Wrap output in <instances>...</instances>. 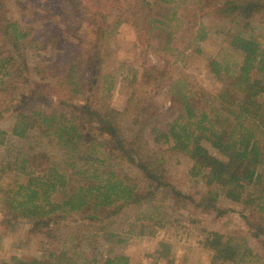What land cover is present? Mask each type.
<instances>
[{
    "label": "trees",
    "instance_id": "obj_1",
    "mask_svg": "<svg viewBox=\"0 0 264 264\" xmlns=\"http://www.w3.org/2000/svg\"><path fill=\"white\" fill-rule=\"evenodd\" d=\"M61 1L81 15L91 10L93 14L86 18L95 26L96 37L93 54L84 64H53L57 78L54 101L28 75L24 45L30 39L31 27L9 19L8 0H0V37L5 51H0V86L6 85L4 90L26 89L24 95L11 99L6 107L13 123L10 134L0 129V147L7 145L8 136L29 145L23 157L14 161L18 163L16 169H10L22 174L25 184L20 185L22 199H13L5 219L16 220L21 216L31 221L32 230L43 238L53 244L61 243L59 252H47L49 264H128L123 255L106 256L101 261L95 254L90 259L84 258L83 239L123 245L130 237H153L165 225V202L193 203L168 180L165 162L152 161L149 143L142 132L147 125L153 143L187 157L191 176L199 177L207 187L216 188L194 202L196 208L216 211L219 195L253 207L259 216L257 224L252 225L253 236L255 239L264 236V181L260 182L258 174L264 168V38L252 22L259 13L264 14V0L225 3L223 12L228 16L230 28L224 34V42L240 56V61L230 63L220 55L208 61L209 73L221 83L216 95L194 89L183 78L174 79L166 68L146 69L149 95L166 89L179 113L161 129L153 101H139L132 107V127L127 136L122 124L128 112L115 110L108 104L113 91L112 78L102 70L105 55L101 47L108 34L107 16L118 9L137 34L146 38V46L160 31L159 37H155L163 38L158 50L182 60L185 51L180 49L182 43L175 36L179 25L174 23L178 7L174 0H107L105 4L86 0V5L83 0ZM198 3L194 17L200 16ZM154 5L170 7L164 12H153ZM206 38L207 30L200 26L190 44ZM194 52L200 51L197 48ZM4 77L8 78L6 83ZM50 104L52 107L48 109L46 105ZM89 129L95 131V138L87 137ZM35 130L38 131L34 140L41 148L37 154L29 141ZM205 144L225 160L211 155ZM52 146L61 154L58 162L46 150ZM34 162H40L41 167L33 169ZM120 165L141 173L146 186L140 187ZM252 182L260 184L253 194L246 191V183ZM199 243L213 252L218 264H264L241 238L206 232ZM44 262L30 259L28 264Z\"/></svg>",
    "mask_w": 264,
    "mask_h": 264
},
{
    "label": "rangeland",
    "instance_id": "obj_2",
    "mask_svg": "<svg viewBox=\"0 0 264 264\" xmlns=\"http://www.w3.org/2000/svg\"><path fill=\"white\" fill-rule=\"evenodd\" d=\"M86 5V0H83ZM201 9L200 16L194 17L193 10L196 2ZM229 0H174L177 5L175 36L183 44L184 58L175 59L169 53L158 50L160 38L149 39L139 36L132 24L127 22L118 9L107 16V36L102 42L101 52L104 53L102 70L111 76L113 91L108 104L115 110L126 111L122 130L124 136L129 135L132 127V107L139 101L149 99L155 105L157 125L163 129L165 125L179 113V107L170 102L166 89L160 88L149 95L151 87L146 84L144 71L149 67L166 68L173 78H183L191 87L207 95H216L221 87L220 81L215 80L209 73L208 61L220 55L230 63L239 62L240 56L232 51L224 42V34L230 28L228 16L223 12L225 3ZM93 2L106 3L107 0H93ZM153 6V12L167 11L170 6ZM174 6V4L172 5ZM171 6V7H172ZM89 7V6H88ZM7 16L21 24L31 27V36L25 41L28 75L39 87L49 92L54 100V89L57 78L54 77L53 64L78 63L84 64L93 54L95 42V26L90 24L88 14L90 9L81 15L77 9L69 8L61 0H8ZM87 15V16H84ZM100 23V20L97 18ZM253 25L264 38V14L259 13L252 19ZM252 25V26H253ZM97 27L99 25H96ZM203 26L207 30V38L202 42L190 44L195 31ZM187 28L184 33L183 29ZM94 28V29H93ZM159 37V36H157ZM148 39V38H147ZM264 41V39H263ZM108 48V49H107ZM199 49V53L194 49ZM107 49V50H106ZM0 51L4 52L2 37H0ZM4 83L8 78H3ZM0 86V129L10 134L13 117L6 107L11 99L18 98L26 92L19 87L15 90ZM55 101V100H54ZM51 109V104L46 105ZM38 130L30 134V145L41 151L34 140ZM143 138L148 141L150 157L158 164L164 161V168L168 180L175 189L184 196L197 203L207 192H215L214 186L207 187L199 177L190 174V160L182 155L168 151L165 146L153 143V134L149 126L142 129ZM95 131L89 129L87 137L95 138ZM34 140V141H33ZM28 143L7 137V145L0 147V264H28L30 259L47 262V252L57 253L60 244H53L43 238L37 231L32 230L31 221L21 216L16 220L8 221L5 213L8 205L22 199L23 192L20 185L25 180L22 174L10 170L16 169L14 161L21 159L28 151ZM208 152L220 160H225L209 144L204 145ZM47 151L55 161L61 160L60 152L53 146ZM11 166H8L9 164ZM32 164L33 169L40 166V162ZM109 165V164H108ZM8 167H10L8 169ZM129 178L139 182L140 187L146 186L141 173L137 170L120 165ZM260 182L264 181V168L258 171ZM153 185V184H152ZM260 184L246 183V191L253 194ZM189 201L174 203L172 200L163 205L165 216L164 227L157 229L153 237H130L123 245H110L99 239H83L82 250L84 258L90 259L93 254L101 261L106 256H126L128 264H218L213 259V252L202 248L200 241L206 232H217L224 237L244 239L248 247L264 263V236L255 239L253 224L259 218L255 208L246 207L242 203H235L223 195L217 198L215 210H201ZM18 213V211H15ZM75 216L73 215V218ZM92 245L90 246V244Z\"/></svg>",
    "mask_w": 264,
    "mask_h": 264
}]
</instances>
